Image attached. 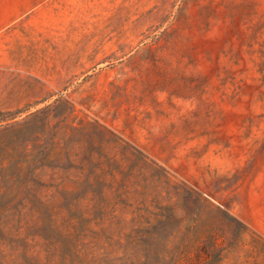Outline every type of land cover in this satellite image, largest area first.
Segmentation results:
<instances>
[{"label":"rangeland","instance_id":"rangeland-1","mask_svg":"<svg viewBox=\"0 0 264 264\" xmlns=\"http://www.w3.org/2000/svg\"><path fill=\"white\" fill-rule=\"evenodd\" d=\"M70 203L264 264V0H0V231Z\"/></svg>","mask_w":264,"mask_h":264},{"label":"trees","instance_id":"trees-1","mask_svg":"<svg viewBox=\"0 0 264 264\" xmlns=\"http://www.w3.org/2000/svg\"><path fill=\"white\" fill-rule=\"evenodd\" d=\"M102 206L101 212L87 214L70 203L68 218L62 223L51 215L43 219L39 234L21 238L0 231V242L24 245L13 264H181L185 250L174 245L173 232L166 231L178 223L174 217L139 216L126 223L108 218ZM29 237L43 243L32 247Z\"/></svg>","mask_w":264,"mask_h":264}]
</instances>
